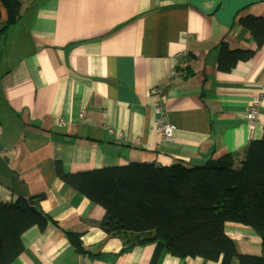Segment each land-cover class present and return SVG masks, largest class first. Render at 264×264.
<instances>
[{
  "label": "crops",
  "instance_id": "0c3cea01",
  "mask_svg": "<svg viewBox=\"0 0 264 264\" xmlns=\"http://www.w3.org/2000/svg\"><path fill=\"white\" fill-rule=\"evenodd\" d=\"M262 18L264 0H27L0 35V204L38 197L44 225L22 233L9 264H219L124 245L69 180L241 159L263 133L264 40L244 25ZM222 48L253 55L223 71ZM156 103L176 129L170 141L154 134ZM224 233L239 253L264 255L251 229Z\"/></svg>",
  "mask_w": 264,
  "mask_h": 264
},
{
  "label": "trees",
  "instance_id": "16d2710c",
  "mask_svg": "<svg viewBox=\"0 0 264 264\" xmlns=\"http://www.w3.org/2000/svg\"><path fill=\"white\" fill-rule=\"evenodd\" d=\"M26 1L0 0V35L20 19ZM244 25L260 46L264 18ZM252 55L222 48L218 68L229 71ZM69 182L104 210L100 229L126 246L155 244L175 257L219 264H230L233 258L239 264H264V255L239 253L224 233L226 223L247 227L258 235L264 252V126L261 139L250 142L241 159L225 155L200 166L128 164ZM38 201L0 204V264H9L20 253L23 232L44 225L36 211Z\"/></svg>",
  "mask_w": 264,
  "mask_h": 264
},
{
  "label": "built area",
  "instance_id": "2783aa9c",
  "mask_svg": "<svg viewBox=\"0 0 264 264\" xmlns=\"http://www.w3.org/2000/svg\"><path fill=\"white\" fill-rule=\"evenodd\" d=\"M172 74L174 75V73ZM258 106V101L254 100L248 108L246 117L248 119L249 128H254L256 125ZM153 110L155 114L154 134L161 140H172L176 129L167 122L165 107L159 103H156L153 106Z\"/></svg>",
  "mask_w": 264,
  "mask_h": 264
}]
</instances>
